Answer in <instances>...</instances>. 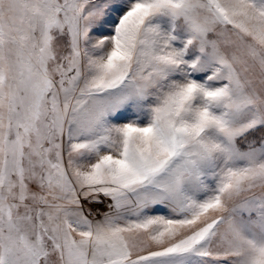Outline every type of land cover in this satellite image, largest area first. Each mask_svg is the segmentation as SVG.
I'll list each match as a JSON object with an SVG mask.
<instances>
[{
  "label": "snow or ice",
  "instance_id": "1",
  "mask_svg": "<svg viewBox=\"0 0 264 264\" xmlns=\"http://www.w3.org/2000/svg\"><path fill=\"white\" fill-rule=\"evenodd\" d=\"M0 264H264V0H0Z\"/></svg>",
  "mask_w": 264,
  "mask_h": 264
}]
</instances>
